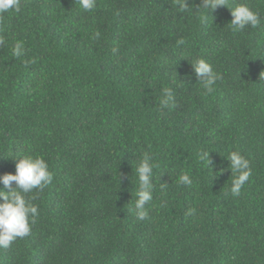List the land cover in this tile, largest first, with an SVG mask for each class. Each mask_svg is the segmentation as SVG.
I'll list each match as a JSON object with an SVG mask.
<instances>
[{
    "label": "trees",
    "instance_id": "obj_1",
    "mask_svg": "<svg viewBox=\"0 0 264 264\" xmlns=\"http://www.w3.org/2000/svg\"><path fill=\"white\" fill-rule=\"evenodd\" d=\"M172 2L96 0L86 12L20 0L0 15V156L43 155L54 174L33 201L31 234L0 248V264H264V0H248L261 26L241 31L226 6L204 22ZM197 57L222 75L210 94ZM232 150L251 165L239 196ZM144 151L157 167L139 220L132 161ZM15 170L0 158V175Z\"/></svg>",
    "mask_w": 264,
    "mask_h": 264
},
{
    "label": "clouds",
    "instance_id": "obj_2",
    "mask_svg": "<svg viewBox=\"0 0 264 264\" xmlns=\"http://www.w3.org/2000/svg\"><path fill=\"white\" fill-rule=\"evenodd\" d=\"M75 3H78L86 12H91L96 7V0H75ZM171 6L181 14H195L198 19L204 22H207L211 12L226 6L231 10L233 17L227 25L232 31H241L249 27L255 29L262 23L260 12L254 9L248 0H239L235 6H231L229 0H201L198 7L189 6L188 0H173ZM19 9L20 0H0V15L10 11H19ZM96 36H99V32L96 33ZM0 43H3L2 39H0ZM178 43L183 44L184 41L181 40ZM24 54V44L15 43L12 55L20 58ZM181 57L185 58L183 54ZM189 62L196 80L203 86L205 93H212L217 81L222 79V75L204 58L197 57ZM261 79L264 80V73H261ZM163 93L164 98L161 102L164 106H168L174 101L173 90L164 88ZM210 153L208 150H202L200 153L201 160L210 161L209 167L211 164ZM225 157L230 162V192L233 196H239L243 185L251 176L250 161L238 150L228 152ZM0 158H11L15 161L16 168L14 174L0 175V184L3 185L0 187V198H2V202H0V248L7 249L16 240L31 234L32 226L39 215L38 206L33 201L38 198V193L53 182L54 174L50 171L48 161L43 155L15 153L0 156ZM132 163L134 174L138 180V191L133 211L137 219L146 220L149 217L146 205L153 200V173L157 165L154 163L152 154L148 151L142 152L139 157L136 155V159ZM210 168L212 169V167ZM224 171L226 169L221 168L220 172ZM13 182H15V187H13ZM178 182L183 185H191L192 179L188 174L181 173ZM34 191L36 194H33Z\"/></svg>",
    "mask_w": 264,
    "mask_h": 264
}]
</instances>
